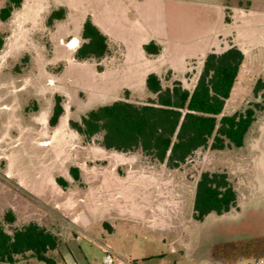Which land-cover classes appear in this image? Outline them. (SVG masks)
<instances>
[{
    "label": "rangeland",
    "instance_id": "374dc122",
    "mask_svg": "<svg viewBox=\"0 0 264 264\" xmlns=\"http://www.w3.org/2000/svg\"><path fill=\"white\" fill-rule=\"evenodd\" d=\"M5 2L0 0V8ZM42 2L26 0L21 11L0 20L4 39L0 48V225L9 233L13 231L3 218L10 208L17 210L20 224L55 209V205H75L87 213L91 224L83 227L87 236L63 240L61 250L74 247L79 252L80 248L86 259L76 254L79 264H104L103 248L117 256L114 264L124 260L136 264H222L224 258L238 256L234 264L255 257L264 261V108L256 110L243 146L199 148L177 168H168L140 150L105 149L99 145L100 133L91 138L88 148L89 143L77 136L69 120H79L88 110L119 98L146 102L153 97L145 86L151 70L160 73L163 86L178 78L191 90L203 58H188L174 72L165 62L168 56L160 55L161 47L156 58L139 60L140 46L112 41L104 56L78 59L76 51L84 42L79 24L88 3L86 8L65 9L62 19L48 23L52 5L45 14L35 11V7H44ZM252 6L256 14L247 24L250 31L243 32L246 58L223 114L243 111L255 102L264 105V0H252ZM190 11L193 14H183L181 21L201 18L199 10ZM180 12L185 13L184 9ZM164 16L163 7L156 5V20L161 25ZM259 79L263 88L256 92ZM57 94L62 96L67 128L64 141L50 144V135L41 127L37 129L33 122L30 128L21 127L19 122L32 112L42 110L43 114L54 105ZM12 125L17 130L10 132ZM79 144L87 147L80 146L82 150L95 152L90 155L97 157L96 171L84 175L86 186L78 182L58 193L50 179L61 174L72 157L84 156ZM203 171L225 172L237 203L227 213H210L198 221L192 216L193 202ZM70 237H75L74 232ZM47 255L60 260L56 251ZM65 258L68 264H76L72 257ZM0 264L46 263L31 256Z\"/></svg>",
    "mask_w": 264,
    "mask_h": 264
},
{
    "label": "trees",
    "instance_id": "16d2710c",
    "mask_svg": "<svg viewBox=\"0 0 264 264\" xmlns=\"http://www.w3.org/2000/svg\"><path fill=\"white\" fill-rule=\"evenodd\" d=\"M21 4L22 0H6L0 8V20H8ZM63 15V9L53 10L48 23ZM81 36L84 42L76 51L78 59L99 58L107 53L106 36L89 18L83 23ZM3 43L0 34V48ZM144 49L153 54L159 51L152 43L146 44ZM243 60L244 53L236 46L207 53L191 90L175 79L171 85L163 86L161 78L151 72L145 78V86L153 97L146 102L119 98L88 110L79 120H69V125L85 142L100 133L99 145L103 148L118 152L140 150L168 168L179 167L199 148L241 147L255 120L256 110L264 108L255 102L243 111L223 114ZM262 88L263 81L259 79L255 91ZM62 113V96L55 95L50 126L57 124ZM74 170L70 169L78 180ZM56 181L66 185L60 177ZM236 203V191L225 172H201L195 186L192 213L195 220L202 221L210 213H227ZM3 218L8 224L15 221L11 210H7ZM56 246L57 238L36 222L14 227L11 233L0 225V261L14 262L16 256L30 251L46 264H58L47 255L48 250Z\"/></svg>",
    "mask_w": 264,
    "mask_h": 264
},
{
    "label": "crops",
    "instance_id": "0c3cea01",
    "mask_svg": "<svg viewBox=\"0 0 264 264\" xmlns=\"http://www.w3.org/2000/svg\"><path fill=\"white\" fill-rule=\"evenodd\" d=\"M44 4V7H35L36 12H47L49 5L52 7L50 14L53 10L73 9L75 6H81L86 8V2L88 11L81 17L79 26L82 32V26L84 21L89 18L92 23L106 36L108 47L112 41L121 42L126 46H140L141 50L138 52L139 60L144 57L151 56L156 58L157 53H148L144 49L146 44L152 43L158 48L161 47V54L167 57L165 62L169 65L174 72L178 71V66L185 64L188 58L202 57L209 52H221L231 46H236L244 53V60L246 58L247 43L243 39V32H247L248 23L250 24L251 15L256 14L254 7L252 6V0H241L240 3L235 4L229 0H37ZM26 0H22V4L19 8H16L14 12L21 11ZM156 5H160L164 9L163 24L156 20ZM48 6V7H47ZM73 7V8H72ZM152 9V13L149 11ZM185 13H181L183 10ZM190 9L199 10L201 15L196 22L193 19H187L181 21L183 14L191 16L193 11ZM179 10V11H178ZM149 11V12H148ZM226 16L228 17L226 20ZM191 18V17H190ZM62 19V18H61ZM59 20V19H57ZM63 22V21H62ZM57 22L56 24H58ZM250 31V30H249ZM244 60L242 63H244ZM203 63V61H202ZM201 70V68H200ZM199 70V72H200ZM155 73L160 77V73L157 70H151L149 73ZM148 73V74H149ZM147 76V75H146ZM146 78V77H145ZM178 80V78H174ZM25 91V90H24ZM59 95V94H57ZM61 96V95H60ZM12 98V97H11ZM63 106V105H62ZM53 106L46 109L42 114V110L29 113L27 117L20 118L21 127H29L31 122L37 125V129L41 127V130H45L48 135L47 141L52 144L54 141H64L63 132L66 131V123L63 113L58 119L55 126H50L49 118L52 113ZM64 111V107H63ZM16 114H19L16 113ZM43 116L41 120L39 117ZM30 128V127H29ZM17 130L13 125L10 127V132ZM29 131V130H28ZM79 138L82 136L76 132ZM89 143V142H88ZM87 143V144H88ZM84 144V143H83ZM87 148L86 146L79 144V149ZM90 148V143L88 145ZM102 147V146H101ZM85 151V152H84ZM84 156L72 157V162L64 163V171L61 174H53L50 181L55 182V188L58 193L67 191L72 185L78 182L84 183L86 186L88 183L84 180V175L92 174V171H96L97 157L90 155L91 152L82 150ZM4 168L7 171V163ZM78 162V163H77ZM71 168L76 170L73 174H77L79 179L75 180ZM60 177L66 182L65 186L60 185L56 178ZM79 184V183H78ZM14 213L15 221L10 225L13 227H21L31 221L36 222L40 226H43L51 232L57 238V246L55 249L48 250V254L51 251H56L60 260L53 258L58 264H68L65 256L72 257L76 264H79L76 260V254L83 256L86 259V254L79 248L77 252L74 247H66L65 250H61L63 240L76 241L85 235L86 231L83 227L91 224V218L87 213L73 206H60L55 205V209L50 208L48 212H43L42 215L36 219H28L18 224V213L16 209L10 208ZM82 213L87 223H84L80 216L77 214ZM75 237H70L72 234ZM74 243V242H73ZM67 253V254H66ZM32 256L30 251L25 252L23 255L16 256L15 263L19 260H26ZM258 258V257H255ZM252 258V259H255ZM238 257H233L222 260V264H234ZM6 262V261H1Z\"/></svg>",
    "mask_w": 264,
    "mask_h": 264
},
{
    "label": "built area",
    "instance_id": "2783aa9c",
    "mask_svg": "<svg viewBox=\"0 0 264 264\" xmlns=\"http://www.w3.org/2000/svg\"><path fill=\"white\" fill-rule=\"evenodd\" d=\"M103 251H104L103 263L104 264H114V262L117 259V256H115L114 253L108 248H103ZM120 264H136V263L124 260V261H120ZM244 264H264V261L260 260L259 258H255Z\"/></svg>",
    "mask_w": 264,
    "mask_h": 264
},
{
    "label": "water",
    "instance_id": "95a60500",
    "mask_svg": "<svg viewBox=\"0 0 264 264\" xmlns=\"http://www.w3.org/2000/svg\"><path fill=\"white\" fill-rule=\"evenodd\" d=\"M79 216H80V219H81L84 223H87V220H86L85 216H84L82 213H80Z\"/></svg>",
    "mask_w": 264,
    "mask_h": 264
}]
</instances>
